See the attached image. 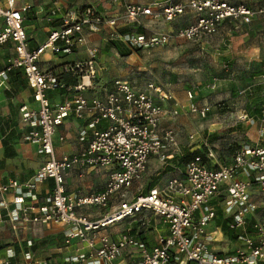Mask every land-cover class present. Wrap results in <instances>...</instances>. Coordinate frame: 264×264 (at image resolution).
<instances>
[{
    "label": "built area",
    "instance_id": "built-area-1",
    "mask_svg": "<svg viewBox=\"0 0 264 264\" xmlns=\"http://www.w3.org/2000/svg\"><path fill=\"white\" fill-rule=\"evenodd\" d=\"M49 3L54 6L53 14L60 13L58 23L44 42L31 46L26 25L34 5L0 0V45L9 44L14 49L0 69V86L9 81L14 70L25 75L37 103L36 107L26 103L19 106L21 119L29 126L25 138L36 143L44 156L30 178L10 177L0 184V221L66 226V244L73 239L82 244L83 251L73 258L78 264H112L128 247L140 249L141 259L134 264H264V115L259 119L257 139L235 147L228 160H222L217 150L206 145L204 154L195 155L178 169L164 188L128 196L129 188L142 179L152 155L166 159L178 147L175 128L162 123L180 112L179 107L166 104L171 93L154 81L121 77L95 90L102 69L98 46L87 48V58L64 63L62 73L69 75L70 81L40 66L48 52L71 54L85 45L87 31L104 33L105 40L122 41L131 49H151L169 44L174 36L196 40L217 33L228 22L249 24L264 14V0L257 6L229 0L125 1L122 12L116 14L104 13L94 4L62 8L59 0ZM187 9L195 16L176 29L151 30L143 24L144 18L172 21ZM133 23L141 30H121L122 26L131 29ZM260 77L264 81V72ZM90 89L95 90L91 95L86 93ZM53 90L66 96L53 103L49 96ZM187 96L190 111L206 117L211 106L193 101L192 90ZM71 116L88 119L91 139L82 150L58 157L54 134ZM239 118L254 120L246 112ZM88 130H82V137ZM77 165L109 167L104 190L89 195L67 193L65 171ZM49 178L53 185L41 199L38 187ZM114 195L120 196V202L98 219L81 210L84 206L108 207ZM146 212L161 217L169 231L150 248L130 230L122 231L117 239L107 234L97 237L99 229L128 223ZM220 217L237 233L233 240L241 241L229 252L212 245L216 239L209 227ZM26 245L31 247L33 240L28 239ZM8 251L11 256V249ZM89 252L94 253L93 259ZM25 257L33 258L30 248Z\"/></svg>",
    "mask_w": 264,
    "mask_h": 264
},
{
    "label": "crops",
    "instance_id": "crops-1",
    "mask_svg": "<svg viewBox=\"0 0 264 264\" xmlns=\"http://www.w3.org/2000/svg\"><path fill=\"white\" fill-rule=\"evenodd\" d=\"M20 3L30 2L32 5V9L29 12V21L27 22L26 28L30 38V45H36L44 42L49 34V31L52 26L58 23L60 13L53 14L52 6L49 3V0H19ZM43 1V4L49 5L50 9L48 12L50 13L49 21L50 26L48 25L42 32L37 36H32L30 23L32 21V16L35 14V10L39 8L40 2ZM137 2V1H132ZM62 8L69 5L76 6H84L93 3H69L66 0H59L58 3ZM95 5V4H94ZM123 8V4H122ZM123 9H115L110 10L106 13L108 14H116L122 12ZM193 19V18H192ZM192 19L185 18L183 25H186L192 21ZM159 23L162 24V30H171L173 26H168V22L160 19H143V24L151 30H158L154 27H151L150 23ZM127 30H133L129 27H123ZM141 30V27H138ZM87 43L85 45L79 46L74 50L71 54H54L48 52L44 55V57L40 61V66L43 69H52L54 72L59 73L60 77L65 81H70L71 78L69 75L62 73V67L64 63L75 61L78 59H85L88 56L87 48L89 46H98V42L104 41V33L98 32H86ZM0 47H5L9 52L7 54L6 60L4 64L0 67V69L5 65L7 58L14 52V49L11 45H0ZM100 53V51H99ZM101 54V53H100ZM99 54V55H100ZM99 56V63L102 65V61ZM105 67L102 66V69ZM99 74L101 73V70ZM114 77L111 78V80ZM109 79L108 82L111 81ZM165 89L171 93V99L166 101L167 106L171 107H179L178 116L165 118L162 123L163 125H171L175 126L177 118L179 115H198L195 112L190 111L188 105L190 103V99L187 96V91L185 93L181 87H172L173 92L163 85ZM99 89L100 87H95L94 89ZM95 90L90 89L86 93L93 94ZM103 94V93H100ZM49 96L52 102L56 103L61 101L66 93L61 91H50ZM193 101L198 104H207L213 105L215 103L213 100L210 102L207 100H202L197 98L194 95ZM28 104L31 107H36L37 103L35 102L32 94V89L29 87L28 82L26 80L25 75L20 73L19 78L16 81H9L0 86V184L8 180L10 177L17 178L20 180H26L30 178L37 168L43 162V155L38 152V147L36 143L26 140L25 135L29 130V126L22 121L21 112L19 106L22 104ZM212 112L208 115H219L215 111V107L212 106ZM209 118V116H207ZM203 119L201 116L199 120ZM207 119V118H205ZM204 119V120H205ZM180 120V119H179ZM188 121V120H187ZM186 121V123H187ZM88 119L87 118H77L74 116L66 118L62 124L57 127L56 133L54 134V146L55 151L58 157H61L64 154H73L76 153L83 148H85L90 139H91V129L87 127ZM106 124V123H103ZM188 126L186 125V128ZM87 128L88 133L82 137L81 132L83 129ZM175 130H177V127ZM177 132V138L179 141V133ZM191 135V134H190ZM189 135V137H190ZM194 135V134H193ZM10 137V138H9ZM6 139L8 145H4L2 139ZM198 137L194 135L193 141H197ZM185 146L180 139L179 145ZM195 143V144H197ZM204 143H199L197 145H193L192 148H189L191 151L200 148ZM178 145V148H179ZM178 148L173 150L174 154L176 151L179 152ZM7 152H12V155H7ZM174 154L172 155L174 157ZM170 157H167L168 159ZM172 158V157H171ZM151 160L149 161L148 168L144 173L142 179L138 182H135L132 187L129 188L127 192L128 196H132L134 194L140 192H148L151 189H162L167 184L168 179L172 175H176L178 169H183L181 167L175 166V169L169 171L168 174L162 178L159 183H145L144 179L149 173L151 168L158 170L160 165L166 162V164H172L171 161L168 162L166 159H161L157 155H152ZM174 165V164H173ZM178 167V169H176ZM165 167H163L164 169ZM109 167H98V166H81L77 165L76 167L65 171V189L67 193L77 194V195H89L95 192H101L106 187V184L109 179ZM161 171L157 172L159 174ZM53 185V179L49 178L44 183H42L38 187V195L42 199L47 195L51 187ZM10 199V197H8ZM120 202V196H115L109 203L108 207H100V206H92L87 208H82L81 210L87 214V216L91 219H98L105 215L106 212L112 211L115 209L117 204ZM154 220L155 223L151 224L148 227V220ZM221 217L217 218L210 225V231L218 236L215 238L216 240H223L224 232L221 226ZM219 221V222H218ZM222 221V220H221ZM124 230H130L131 233L139 235L140 238L146 243V245L150 248L151 246L157 244V240L160 236H165L168 234V226L161 217L153 214V213H144L138 214L130 219L127 222H118L117 224L104 227L98 230L97 237L101 235H109L113 239H117L121 232ZM66 232L67 227L62 225H44L41 223L30 222V223H18L14 225L13 222L9 220L0 221V264H78L73 258L79 255L80 252L83 251L82 244L79 239H73L72 243L66 244ZM28 239L33 240V245L28 247L26 245V241ZM99 245V241L96 244ZM215 245V244H214ZM218 248L216 245L214 246L218 250H223V247L218 243ZM30 248L33 253V258L31 260H27L25 257L26 250ZM8 249H11L10 253H13L11 256L9 255ZM94 252V251H93ZM92 252H89V256L93 259ZM141 259V252L138 247H128L123 251V253L112 263V264H134L136 261ZM7 261V262H6ZM110 264V263H108Z\"/></svg>",
    "mask_w": 264,
    "mask_h": 264
},
{
    "label": "rangeland",
    "instance_id": "rangeland-1",
    "mask_svg": "<svg viewBox=\"0 0 264 264\" xmlns=\"http://www.w3.org/2000/svg\"><path fill=\"white\" fill-rule=\"evenodd\" d=\"M66 1L93 3L106 13L110 10L123 9L122 4L125 1L145 3L152 0ZM176 1L185 2L186 0ZM233 1L258 5L262 0ZM39 4V8L32 16V21L28 23L32 36L39 35L48 25L50 26L48 20L50 7L44 5L43 1ZM187 10L172 21L165 20L168 26L171 25L173 29H176L183 25L185 18L192 19L195 16L194 12ZM131 25V29L139 27L136 23ZM150 25L158 30L164 27L154 22ZM112 42V39L107 37L106 40L97 44L101 53H99L102 61L100 65L105 69L101 70L96 87H102L101 84L108 85L112 77L139 82L154 81L165 85L172 92V87L175 85V87H181L185 93L192 90L199 99L209 102L213 100L215 103L210 106L211 108L214 106L216 113L219 114L207 115L209 118L201 117L203 119L200 120L199 115H179L176 122H172L175 126L173 124L172 126L177 127L175 131L179 133V141L181 139L185 146L178 144L179 152L176 151L175 154L173 152L174 157L166 159L172 164L167 165L164 162L158 170L151 168L144 179L145 183L150 181L159 183L169 171L175 169V166L182 168L183 165L179 164L180 157L191 151L189 148L193 145L202 142L204 143L202 148L208 145L217 150L218 154L227 155L231 144L240 145L257 139L259 119L264 115V81L259 76V71L264 69V14L257 16L249 24L225 23L217 33L203 35L196 40H185L183 37L174 36L169 44L164 46L133 49L126 55H123ZM7 50L5 47H0V67L9 53ZM260 109H262L261 113L258 111ZM244 112L254 116L253 122L240 120L239 115ZM190 134L198 137V143L193 141L194 138L189 137ZM159 171L161 172L157 174ZM154 223V220H148L147 226L150 227ZM212 235L214 238L218 237L214 233ZM223 236V240H212V245L215 244L218 248L219 243L224 251L229 252L241 244L240 240L230 239L225 234Z\"/></svg>",
    "mask_w": 264,
    "mask_h": 264
},
{
    "label": "trees",
    "instance_id": "trees-1",
    "mask_svg": "<svg viewBox=\"0 0 264 264\" xmlns=\"http://www.w3.org/2000/svg\"><path fill=\"white\" fill-rule=\"evenodd\" d=\"M231 2H238V1H233V0H229ZM263 3V0L261 1L260 4L258 5H262ZM248 4V3H247ZM248 5H251V4H248ZM251 6H257V5H251ZM122 31H124V28L121 29ZM127 30V29H125ZM112 43L119 49V51L123 54V55H126V54H129L131 51H133V49L129 48L128 46H126L124 43H122V41H119V40H116V39H112ZM139 49V48H138ZM136 49V50H138ZM140 50V49H139ZM264 72V69H261L259 71V76ZM20 73L22 74V71L20 70H14L12 71L11 73V80L12 81H16L19 76H20ZM260 113L262 112V109L258 110ZM10 138V137H9ZM3 141V144L6 146L8 145V142L6 139H2ZM239 144L235 143V144H231V146L229 147V153L227 155H221V153L219 154L221 159L226 161L228 160V157L232 154V152L234 151L235 147H238ZM206 148V147H205ZM205 148H198V149H195L193 151H188L186 152V155L184 154L182 157H180V161H179V164L181 165H185L191 158H193L195 155H198V154H204L205 152ZM13 153L12 152H7V155H12ZM222 220V219H221ZM220 220V224L222 226V230L224 232V234L229 237L230 239H235L237 237V233L231 229H229L226 221ZM219 222V221H218Z\"/></svg>",
    "mask_w": 264,
    "mask_h": 264
}]
</instances>
